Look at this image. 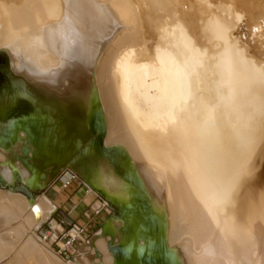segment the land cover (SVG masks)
I'll return each mask as SVG.
<instances>
[{
	"label": "bare ground",
	"instance_id": "1",
	"mask_svg": "<svg viewBox=\"0 0 264 264\" xmlns=\"http://www.w3.org/2000/svg\"><path fill=\"white\" fill-rule=\"evenodd\" d=\"M0 49L71 111L67 144L45 168L64 162L62 183L76 175L87 193L144 204L126 212L127 237L112 220L65 260L36 234L55 188L33 199L0 189V247L25 242L13 258L37 247L42 264H114L111 240L144 249L161 234L172 264H264V0H0ZM5 149L0 177L13 184L17 169L28 182L27 141L10 152L17 163ZM40 172L36 186L49 178ZM3 205L28 212L24 235Z\"/></svg>",
	"mask_w": 264,
	"mask_h": 264
},
{
	"label": "rangeland",
	"instance_id": "2",
	"mask_svg": "<svg viewBox=\"0 0 264 264\" xmlns=\"http://www.w3.org/2000/svg\"><path fill=\"white\" fill-rule=\"evenodd\" d=\"M0 52L2 54H5L4 49H0ZM6 58L9 69L4 70L7 81L4 84V86L0 88V120H2L0 127L3 128L6 127L9 123H11V120L13 118L14 121L11 123V125H9L10 128L8 127V128H4L3 130H0V143L7 146L5 150L10 153L16 148L18 144H24L27 141V146L30 147L31 149L30 155L25 153H20L19 156H21L24 160H26L28 164L31 165V168L33 170L36 169V171L33 172L31 179L32 180L34 179L35 181L36 176L40 177L41 176L40 170L45 172L47 176L49 175L48 180L46 182L43 181L41 183L42 189H38V191L36 192V197L42 196L45 193L49 194V191L46 192V190L50 188L53 184L54 186L57 185L56 183L61 184V186L65 184V182L62 183V181H60L61 174H65V172H71L67 168V164L64 162L62 163L61 167H58L56 174L52 172L54 171L55 168L52 167L45 168L44 165L51 163V160H54L53 152L64 146V141L66 139L68 129L71 125V121L69 120V117L66 118L64 114L66 113L67 115L68 114L70 115L71 111L67 112V110H65L62 107L60 102H58L57 98L40 92L33 85L29 86L24 78L13 73V71L10 69V65H11L10 59L7 55ZM94 109H98L100 111L101 122L102 123L104 122L103 132L102 134H99L101 142L104 143L106 142L107 136L109 135L108 132L109 129L105 124L106 123L105 119L107 117L106 109L104 107L103 112L101 113V107L97 104L94 106ZM62 120H64V122ZM71 127L73 128L74 125H72ZM117 141L119 143L121 142V144L117 142V144L119 145H123V143L127 145V142H125L126 138H124V136L119 137ZM65 144H67V141H65ZM12 155L13 154L10 153L6 161L10 163L13 162L14 160V162L17 163L15 157ZM15 171L20 176L19 170L15 169ZM57 179L58 181H56ZM72 185H77L78 189L81 188L79 193L75 195V197H77L76 198L77 200L81 197V195L89 194L90 197L96 199L95 202L90 204L86 209H83L80 212V215L77 217H73L71 216L70 212H67L63 208H59L56 210L55 215H53L52 217H50L51 215L49 216L50 218H54L58 214L59 216L57 217H60V219L58 220H61L63 218L65 219L76 218L80 221H85L86 223H88L90 239L94 237L102 229V227L106 226L110 221L114 220L116 230L118 231L119 227L121 226L125 237L128 236V227L124 225L122 222L126 212L131 210L135 206L136 202L134 200H131V198L124 199L127 201L125 203V202H115L114 200L109 198L107 200L108 206L105 207L99 215H93L94 214L93 208H95V206L93 207V205L99 204V199L103 197H99L98 195H95L93 193H87L86 192L87 187L84 185L83 181L78 177L72 182ZM0 189L7 193L10 190L9 187L5 188L2 187L1 185H0ZM20 194H22L23 197L27 198V196L24 195L22 192H20ZM5 206L6 205H3V208ZM7 206L9 208L5 207V210H8L6 214L8 213L9 217L11 218L10 222L12 223L11 224L9 222V225H12L10 226V228L13 229L18 228L17 229L18 233L24 235V232L22 233V231H25L26 229L25 226L28 223V215H27L28 212H26L27 215L26 217L25 213L23 216V214L20 213L19 209L12 207V205H7ZM13 208L17 210L15 211ZM18 213L19 215L22 214V216H19ZM87 215H91L93 219L90 220ZM116 216H119V218H115ZM14 217L16 219H14ZM23 217L25 221L23 220L22 221L23 223L25 222L24 223L25 225L20 220L23 219ZM53 222L56 223L55 221ZM22 242L25 243L24 241ZM21 243L18 242L16 247L13 245V242L11 240L10 242L3 243L2 246L0 247V251L2 252V253L0 252V254H3V252L4 254H3V260L0 261V264H9L10 262H12V264H19V263L42 264L43 263L44 260L41 257V253L39 252L37 247H35L34 249H30L31 252L30 250L26 251L25 249L26 254H24L25 251L22 252L24 255L21 256L22 258L20 257H18V259L13 258L14 255L16 257V254L19 253V250L21 248L20 246ZM178 243L179 242H177V244ZM109 244L111 246L115 245L114 264H158L157 261L158 255L150 250L147 249L145 250V248L141 249L136 245L127 246L120 242L114 244V241L112 240L110 241ZM177 248L180 249L181 248L180 245L177 246ZM8 249L9 250L14 249V252L12 250L10 253ZM33 253L37 255H33ZM20 255L22 254L20 253ZM144 257H149V260L145 261ZM11 259L12 261H8ZM38 260L40 262H38ZM55 260L57 264H65L66 262L65 260L63 261L62 258L60 259L59 256L55 258Z\"/></svg>",
	"mask_w": 264,
	"mask_h": 264
},
{
	"label": "built area",
	"instance_id": "3",
	"mask_svg": "<svg viewBox=\"0 0 264 264\" xmlns=\"http://www.w3.org/2000/svg\"><path fill=\"white\" fill-rule=\"evenodd\" d=\"M76 178V176H73L70 180H67L62 187L70 186L72 181ZM99 200L101 205L93 208V215H99L101 211L108 206V201L103 198ZM87 216L90 220L93 219L91 215ZM52 220L53 218L46 220L37 229L38 237L63 259H73L76 251L81 247L85 239H89L90 237L88 223L76 218H63L61 220L56 219L60 227H54L52 225Z\"/></svg>",
	"mask_w": 264,
	"mask_h": 264
},
{
	"label": "water",
	"instance_id": "4",
	"mask_svg": "<svg viewBox=\"0 0 264 264\" xmlns=\"http://www.w3.org/2000/svg\"><path fill=\"white\" fill-rule=\"evenodd\" d=\"M92 117H93L92 122H93L94 129L98 133L103 132V124L101 122L100 113L98 111H94V114ZM31 170H32V168H31ZM13 183L14 184H9L8 182H6V180H4L0 177V185L2 187H5V188L9 187L12 190L22 192L25 195H27L29 198H32V199L36 196V192L38 191V189H42V186L34 185L31 179L28 182H23L20 179V177L16 171L14 172ZM135 201H136V204L134 206L135 209H139L140 207H144L142 199L137 198ZM115 218H119V216H116ZM152 222L154 224L155 221H152ZM158 231H160V230L158 229ZM146 249L150 250L153 253H156L158 255V260H157L158 264H172L173 251L170 248L166 247L164 238L162 237L161 234L156 239V241H154L149 247L145 248V250ZM144 260L148 261L149 257H144Z\"/></svg>",
	"mask_w": 264,
	"mask_h": 264
},
{
	"label": "crops",
	"instance_id": "5",
	"mask_svg": "<svg viewBox=\"0 0 264 264\" xmlns=\"http://www.w3.org/2000/svg\"><path fill=\"white\" fill-rule=\"evenodd\" d=\"M56 181H58V179ZM56 184L57 185H55V186H54V184L51 186V187L55 188V190H56L53 197H51L52 201L54 202V204L56 206V210L59 208H63L67 212H70L71 216H73V217L79 216L80 212L83 209H86L90 204H92L96 200L95 198L90 197L89 194H83L77 200L76 199L77 197H75V195L79 193L81 188L78 189L77 185H72V183L68 187H62L61 184H59V183H56ZM50 188H48L46 190V192H48ZM94 206H95V204L93 205V207ZM56 210L51 214L50 217L55 215ZM57 216H59V215L57 214L56 217H54V218L60 219V217H57ZM5 225H6V227L8 226L7 224H5ZM3 228H5L4 225H3Z\"/></svg>",
	"mask_w": 264,
	"mask_h": 264
},
{
	"label": "flooded vegetation",
	"instance_id": "6",
	"mask_svg": "<svg viewBox=\"0 0 264 264\" xmlns=\"http://www.w3.org/2000/svg\"><path fill=\"white\" fill-rule=\"evenodd\" d=\"M6 69H9V66H8V64H7V58H6V55L5 54H2L1 52H0V88H2L3 86H4V84L6 83V81H7V79H6V74H5V72H4V70H6ZM11 69V68H10ZM29 86H31L32 84H30V83H27ZM2 120H0V125H1V122ZM12 121H14V118H13V120ZM7 128V127H6ZM9 128H10V126H9ZM0 129L1 130H3L4 128H1L0 127ZM115 247V245H113V248ZM114 250H115V248H114Z\"/></svg>",
	"mask_w": 264,
	"mask_h": 264
}]
</instances>
